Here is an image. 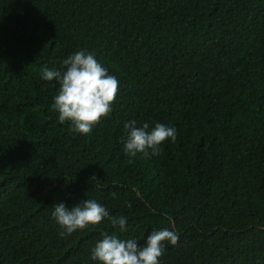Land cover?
I'll return each instance as SVG.
<instances>
[{"label": "trees", "instance_id": "16d2710c", "mask_svg": "<svg viewBox=\"0 0 264 264\" xmlns=\"http://www.w3.org/2000/svg\"><path fill=\"white\" fill-rule=\"evenodd\" d=\"M80 50L119 81L86 136L41 78ZM129 121L176 140L129 157ZM87 199L127 232L62 236L53 206ZM162 229L179 240L160 264H264V0H0V264H98L102 232Z\"/></svg>", "mask_w": 264, "mask_h": 264}, {"label": "clouds", "instance_id": "9594fccd", "mask_svg": "<svg viewBox=\"0 0 264 264\" xmlns=\"http://www.w3.org/2000/svg\"><path fill=\"white\" fill-rule=\"evenodd\" d=\"M62 69L66 70L41 69L43 80H55L60 84L52 109L58 114L61 124L70 122L73 132L89 135L112 112L119 92V81L109 74L94 53L87 50L77 51L64 59ZM124 129L127 133L124 152L132 158L138 154L145 157L159 155L166 141L176 140V129L162 123H156L150 129L148 123L137 127L136 121H129L124 124ZM129 163H132V159ZM128 206L131 207L130 204ZM53 209L51 215L63 229L62 236L89 227L95 228L105 219L121 233L127 232V217L111 216L94 199H87L71 210L63 203L54 205ZM101 237L91 250V259L98 264H160L166 242L175 246L179 240V236L168 229L153 230L144 246H140L137 239H121L115 233L110 235L106 231L101 233Z\"/></svg>", "mask_w": 264, "mask_h": 264}]
</instances>
